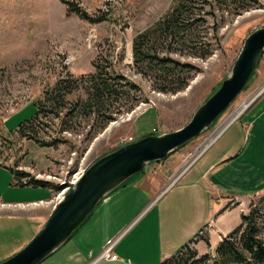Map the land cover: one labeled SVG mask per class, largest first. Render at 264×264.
Segmentation results:
<instances>
[{"label": "rangeland", "instance_id": "rangeland-1", "mask_svg": "<svg viewBox=\"0 0 264 264\" xmlns=\"http://www.w3.org/2000/svg\"><path fill=\"white\" fill-rule=\"evenodd\" d=\"M70 1L84 9L91 18L103 15L104 19L90 23L68 12L63 0H0V203H27L46 198L41 191L48 192V196L52 192L49 203L32 205V209H0V261L15 253V248L19 247V250L37 232L34 230L38 220L48 216L57 193L48 187L16 184L10 166L25 170L40 180L48 174L58 178L57 175L63 174L67 167L70 172L79 167L85 170L102 154L123 145L130 138L136 140L152 132V128L163 133L183 126L196 107L228 75L249 31L264 26V0L237 15L222 10L223 5L215 0H193L191 33L187 41L172 43L175 51L169 56L190 63L195 69L188 73L190 78L185 88L176 92L162 91L159 77L139 61H134L131 48L135 36L161 18L171 8L173 0ZM164 44L158 43L157 46ZM166 49L167 46L163 47L160 54L164 55ZM203 53L205 57L201 56ZM261 56L243 90L212 126L168 155L164 166L168 172L166 181L178 175L182 163L190 161L193 154L195 157L208 138L217 137L224 124L232 121L237 109L240 111L264 85V52ZM65 59L69 60L68 64L64 63ZM94 65L109 76H122L118 79L122 93L108 106L107 114L110 113L113 119L105 126H102L103 118L101 120L98 115L84 116L74 112L65 116L66 109L63 108L58 118L51 114L45 116L43 112L30 126L31 132L42 141L59 139L54 145L39 146L35 141L13 133L21 122L31 118L37 109L36 102L44 100L46 91L51 90L58 80L74 82L76 78L93 74ZM126 80L134 87L124 85ZM83 96L84 89L81 88L65 98L69 103ZM23 97H27V101L29 97L30 101L26 104ZM59 125L67 130L60 131ZM69 160L71 162L66 163ZM152 164L147 165L146 175L152 174V170L161 172L158 162ZM136 176L129 182H137ZM26 179L23 178L22 182ZM52 179L47 181L58 184ZM136 185L148 197L144 205L141 206L142 202L133 194L137 191L131 184L120 197L121 206H113L115 201L112 200L100 209L105 198L66 247L40 264H81L68 261L67 255H63L68 245L82 242L87 248L97 249L106 237L111 239L118 234L121 238L114 251L120 258L129 259L134 264H148L155 260L153 264H158L165 259L159 258L165 249L175 254L185 244L195 248L199 255H215L217 242L224 236L216 231L215 220L205 226L203 214L206 206L203 207L202 201L189 198L182 192L185 199L188 197L183 206L174 198L179 190L172 187L169 195L148 206L152 195L143 191L140 183ZM262 196L264 193L251 194L239 206L242 214H247ZM202 236L208 237L207 243L200 239ZM258 236L264 241V224ZM124 262L116 264H127Z\"/></svg>", "mask_w": 264, "mask_h": 264}, {"label": "trees", "instance_id": "trees-1", "mask_svg": "<svg viewBox=\"0 0 264 264\" xmlns=\"http://www.w3.org/2000/svg\"><path fill=\"white\" fill-rule=\"evenodd\" d=\"M203 1L207 2V0ZM215 1L223 5L222 10L235 15L260 4L259 0ZM63 3L66 4L68 12L75 13L82 19L90 21V23L104 19L103 15L97 19L91 18V15L70 0H63ZM192 5L193 0H173L171 8L153 25L138 33L133 40L131 49L134 53V61H139L159 77L163 85L160 89L162 91L176 92L185 88L190 78L188 73L195 69L192 64L180 62L169 56L171 52L175 51V48L171 47L172 43H178L181 40L187 41V37L191 33L190 15ZM162 42L165 44L158 47V43ZM165 45L167 49L165 54L161 55L160 51L163 47H166ZM157 48H160V50ZM205 55L203 53L201 56L205 57ZM94 66L96 70L93 74L76 78L74 80L75 83L70 82L69 79L58 80L51 90L46 91L44 100L36 102L37 109L31 118L21 122L14 130V133L21 138L35 141L39 146L54 145L60 140L42 141L38 139L36 134L31 132L30 126L38 121L40 114H43V112L45 116L51 114L58 118V113L63 108L66 109L65 113H63L65 116L74 112L81 113L84 116L98 115L101 120L103 118L102 126H105L107 122L113 119L110 113L107 114L108 106L112 100L118 98L117 96L122 93L120 87L122 85L118 80L122 76H109L107 72L99 69L97 65ZM124 85L134 87V84L127 80ZM167 85L171 88H164ZM81 88L84 89L85 95L82 99L77 98L74 102H69L71 104L66 102V95L73 94ZM43 105L45 106L44 108ZM59 130L66 131L67 127L59 125ZM9 169L14 174L15 183L18 185H32L35 188L43 186L57 191L60 188L58 184L32 177L28 172L16 167L12 168L10 166ZM23 178H27L26 181L22 182ZM239 218L240 223L225 235L221 241L217 242L214 256L208 253L199 255L195 248L185 244L175 254L165 257L158 264H264V241L258 236L259 229L264 224V196L258 199V203L247 214H241ZM200 239L204 242L206 241V243L208 242L207 236H202Z\"/></svg>", "mask_w": 264, "mask_h": 264}, {"label": "water", "instance_id": "water-1", "mask_svg": "<svg viewBox=\"0 0 264 264\" xmlns=\"http://www.w3.org/2000/svg\"><path fill=\"white\" fill-rule=\"evenodd\" d=\"M264 51V26L249 31L219 86L193 112L183 126L142 135L102 154L79 174L69 189L54 203L39 230L0 264H40L75 235L95 208L116 189L147 165L163 161L211 127L243 90ZM59 190L63 185H59Z\"/></svg>", "mask_w": 264, "mask_h": 264}, {"label": "crops", "instance_id": "crops-1", "mask_svg": "<svg viewBox=\"0 0 264 264\" xmlns=\"http://www.w3.org/2000/svg\"><path fill=\"white\" fill-rule=\"evenodd\" d=\"M5 120L6 117L3 121ZM228 126L172 186L173 190H179L174 198L183 206L188 197L196 201H202L203 207L206 206L203 214L205 226L209 221L215 220L216 231L221 232L222 236L227 235L240 223L239 217L242 214V210L239 208L240 204H244L251 194L264 193V97L257 99L237 120ZM152 130L155 131V128H152ZM166 162V158L163 161H158L157 165L162 168L160 173L152 170V174L146 175L144 171L136 176L138 177L135 178L137 182H129L128 180V185L131 184L134 190L137 191L133 194L142 202L141 206L145 204L148 197L140 190L139 184L136 185V183L143 185V191L152 195L147 203L148 206L157 203L162 197H166V194L169 195L173 191L170 190L171 187L160 194L167 182V167L164 168ZM125 188L120 189L119 187L107 196L106 200L102 202L104 204L99 205L100 209L106 207L112 200L115 201L113 206H121L120 197L124 196ZM182 192L188 196H186V199ZM43 193L44 191H41L40 194L46 196V198H39L27 203H0V209H32V205H41L44 202V204H47L52 192L49 193V196L48 192ZM40 201L42 203H37ZM37 215L44 216L42 214ZM46 218L47 216H44L42 220L41 218L38 220L35 232L43 225ZM31 234L28 238L31 237ZM108 238L106 237L97 246V249L87 248V245L82 242H74L65 248L63 255H67L68 261L81 262V264H100L102 261H105V264H116L119 261L125 263L124 261H126L128 264L129 259L120 258L118 255V258L114 260L101 259L93 261ZM67 242L62 247H66ZM18 248H15L14 251ZM169 252H172V250L165 249L164 252H161L159 258L162 260V258L169 257L172 255ZM155 261L148 264H153Z\"/></svg>", "mask_w": 264, "mask_h": 264}, {"label": "built area", "instance_id": "built-area-1", "mask_svg": "<svg viewBox=\"0 0 264 264\" xmlns=\"http://www.w3.org/2000/svg\"><path fill=\"white\" fill-rule=\"evenodd\" d=\"M68 61L69 60L65 59L64 63H67L68 64ZM263 96H264V85L261 86L259 88V90L254 93V95L252 96V99H250V101L248 102V105H250L253 101L255 102V100L258 99V97L261 98ZM23 100L26 101L25 103L27 104L30 101V98L28 97V101H27V97H23ZM248 105H246L247 107L243 111H246V109L248 108ZM14 111L15 110H13V112ZM9 112L11 113L12 112V109H10ZM239 116H240V113L238 115L234 116V118H232V121L235 120L236 118H238ZM232 121H229L228 123H225L224 126L222 127V130L221 131H223L228 126V124L231 123ZM221 131H219V132H221ZM217 137H215L210 143H208L206 145V147H204L203 150L205 151L210 146V144L213 143V141ZM130 140H132V139L130 138L128 141H130ZM203 150L201 152H199L195 157H193L194 159H191L190 161H184L182 163V165H181V168L182 169L179 170L180 172H178V175H175L174 177H172V178L170 177L168 179V181L164 185L163 190L161 191V194H163L164 192H166L167 190H169L175 184V182H177V180L179 179V177L181 176V174L184 173L186 171V169H188L195 162V160H197L198 157H200L203 154V152H204ZM69 162H71V161L69 160L66 163L69 164ZM69 168L70 167H67L66 170L62 171L63 174H61L60 176L57 175L58 178L57 177H54V175H50V174H48V176L45 175L42 178V179H44L46 181L49 180L50 178H53L52 180L56 179V182H58V185H63L64 186L63 189L57 191V193H56V195L54 197L56 199V201L69 189L68 187H70L73 184V182L79 176V174L82 173L83 171H85L83 168H80L79 167L78 169L74 170L73 172H70V170H68ZM68 173H69V175H67ZM39 175L40 174H38L37 176H39ZM37 203H42V202L40 201V202H37ZM122 233L123 232H121V234ZM120 238H121V235L120 234H118L114 238H111V239L108 238L105 241L104 246L101 247L102 248L101 251L99 252V254L97 255V257L93 261H97V260H101V259H108V260L117 259L118 256L114 252V246L117 245V243L119 242ZM127 262H128V264H132L130 261H127Z\"/></svg>", "mask_w": 264, "mask_h": 264}, {"label": "bare ground", "instance_id": "bare-ground-1", "mask_svg": "<svg viewBox=\"0 0 264 264\" xmlns=\"http://www.w3.org/2000/svg\"><path fill=\"white\" fill-rule=\"evenodd\" d=\"M246 105H248V103L245 104V105H243V107L241 108L240 111L237 109V111H236L237 113H235L234 116H236V115H238L239 113H241V112L247 107ZM240 106H241V105H240ZM240 106H239V107H240ZM234 116H233V117H234ZM231 118H232V117H231ZM220 129H221V128H220ZM214 137H215V136L208 138L205 144L207 145L208 143H210V142L213 140ZM205 144H203L202 148H199L196 152H198V153L201 152V151L203 150ZM192 157H194V154H193L190 158L192 159Z\"/></svg>", "mask_w": 264, "mask_h": 264}]
</instances>
